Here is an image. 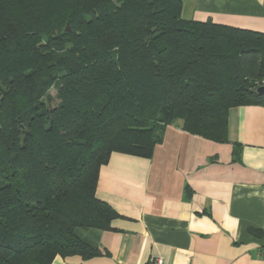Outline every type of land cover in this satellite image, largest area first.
I'll return each mask as SVG.
<instances>
[{
    "label": "trees",
    "instance_id": "obj_1",
    "mask_svg": "<svg viewBox=\"0 0 264 264\" xmlns=\"http://www.w3.org/2000/svg\"><path fill=\"white\" fill-rule=\"evenodd\" d=\"M181 7L0 0V264L99 256L76 230L118 216L96 196L112 153L150 158L176 121L224 142L230 109H264V33Z\"/></svg>",
    "mask_w": 264,
    "mask_h": 264
},
{
    "label": "crops",
    "instance_id": "obj_2",
    "mask_svg": "<svg viewBox=\"0 0 264 264\" xmlns=\"http://www.w3.org/2000/svg\"><path fill=\"white\" fill-rule=\"evenodd\" d=\"M180 1L185 20L264 33V0ZM96 196L118 216L76 234L99 256L51 264H264L263 107L230 109L224 142L174 123L150 158L112 153Z\"/></svg>",
    "mask_w": 264,
    "mask_h": 264
},
{
    "label": "built area",
    "instance_id": "obj_3",
    "mask_svg": "<svg viewBox=\"0 0 264 264\" xmlns=\"http://www.w3.org/2000/svg\"><path fill=\"white\" fill-rule=\"evenodd\" d=\"M148 264H164V262L161 259L155 258L151 259Z\"/></svg>",
    "mask_w": 264,
    "mask_h": 264
},
{
    "label": "water",
    "instance_id": "obj_4",
    "mask_svg": "<svg viewBox=\"0 0 264 264\" xmlns=\"http://www.w3.org/2000/svg\"><path fill=\"white\" fill-rule=\"evenodd\" d=\"M66 31H68V25L66 26ZM256 92L258 94H264V86L259 87Z\"/></svg>",
    "mask_w": 264,
    "mask_h": 264
},
{
    "label": "rangeland",
    "instance_id": "obj_5",
    "mask_svg": "<svg viewBox=\"0 0 264 264\" xmlns=\"http://www.w3.org/2000/svg\"><path fill=\"white\" fill-rule=\"evenodd\" d=\"M50 94L51 95H54L55 94V91L54 90H50ZM175 123H179V121H176Z\"/></svg>",
    "mask_w": 264,
    "mask_h": 264
}]
</instances>
